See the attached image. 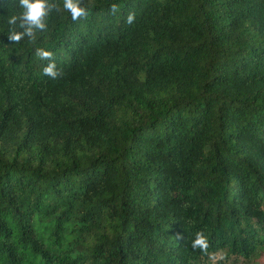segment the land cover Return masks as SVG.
<instances>
[{"label": "trees", "instance_id": "16d2710c", "mask_svg": "<svg viewBox=\"0 0 264 264\" xmlns=\"http://www.w3.org/2000/svg\"><path fill=\"white\" fill-rule=\"evenodd\" d=\"M17 2L0 0V264L263 257L264 0H83L75 21L48 0L14 43Z\"/></svg>", "mask_w": 264, "mask_h": 264}, {"label": "clouds", "instance_id": "9594fccd", "mask_svg": "<svg viewBox=\"0 0 264 264\" xmlns=\"http://www.w3.org/2000/svg\"><path fill=\"white\" fill-rule=\"evenodd\" d=\"M63 9L70 14L73 21L87 15V9L84 6L83 0H63ZM16 7L18 12H13L7 19L9 30L7 37L10 41L16 43L23 37H28L29 40H34L36 31L46 29V19L52 10V5L48 0H18ZM113 12L117 10V6H111ZM134 20V14L128 13L126 23L131 24ZM35 55L40 60H47L48 63L43 67L44 75L56 79L59 75V70L56 67L55 61L51 59L52 52L44 48H36ZM193 249L199 248L206 250L208 247V238L202 232H196L191 241Z\"/></svg>", "mask_w": 264, "mask_h": 264}, {"label": "rangeland", "instance_id": "374dc122", "mask_svg": "<svg viewBox=\"0 0 264 264\" xmlns=\"http://www.w3.org/2000/svg\"><path fill=\"white\" fill-rule=\"evenodd\" d=\"M221 256H220V254L218 253V254H216V256L214 257V259L213 260H211V262L210 263H215L216 261H218L219 259L221 260V258H220ZM231 262L232 261H229L228 263L229 264H231ZM236 264H243V263H236ZM252 264H264V256L263 257H261L260 259H256L255 261H253V263Z\"/></svg>", "mask_w": 264, "mask_h": 264}]
</instances>
